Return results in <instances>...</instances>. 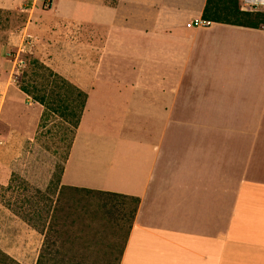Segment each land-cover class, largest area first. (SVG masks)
<instances>
[{
    "label": "crops",
    "instance_id": "crops-1",
    "mask_svg": "<svg viewBox=\"0 0 264 264\" xmlns=\"http://www.w3.org/2000/svg\"><path fill=\"white\" fill-rule=\"evenodd\" d=\"M149 1L91 6L74 43L68 35L81 29L78 18L40 27L47 31L36 43L40 54L83 57L82 74L100 75L75 85L87 100L60 185L138 198L119 264H264V26L212 24L211 32L190 33L186 24L201 17L206 0L192 11L190 0H176L172 10ZM61 8L56 21L72 3ZM66 45L71 53H63ZM9 88L29 114L36 111V122L42 107L16 84L6 86L5 106ZM95 93L100 111L131 123V133L115 132L131 137V151L118 148L121 139L75 149ZM5 106L0 120L10 140L23 123ZM49 172L34 184L46 188Z\"/></svg>",
    "mask_w": 264,
    "mask_h": 264
},
{
    "label": "rangeland",
    "instance_id": "rangeland-1",
    "mask_svg": "<svg viewBox=\"0 0 264 264\" xmlns=\"http://www.w3.org/2000/svg\"><path fill=\"white\" fill-rule=\"evenodd\" d=\"M153 1L148 2L149 6ZM198 1L190 0L191 4L186 10L192 11L194 7H197ZM63 2L72 3V9L66 10L67 17L61 16L56 21L53 17L64 12L61 8ZM111 2V0L2 1L0 8L8 10L0 13V107L5 106L2 98L6 86H15L13 78L20 76L22 70L28 69L30 59L39 60L76 86L87 83L93 78H100V75L82 74L83 57L44 56L38 52L36 43L43 39V33L47 32L41 28L51 27V25L55 27L56 22L78 18L76 20L81 22V29L79 26L75 27L73 33L68 35L73 38L71 41L74 43V38L85 33L83 19L89 14L91 6L100 12L99 9L103 5L112 7L114 4ZM175 2L176 0H164L165 7L169 10L175 7L177 3ZM261 8L264 10V6ZM30 9L32 11L29 12ZM60 26V28L62 26L64 29L67 28L66 30L70 28V25L66 24ZM214 27L216 26L211 25L208 28L191 29L188 32H211ZM58 28L52 29L56 31ZM216 31L246 33L221 29ZM94 32L100 35L99 28H96ZM25 34L32 35L31 39L24 38ZM67 42L70 41L67 40ZM72 43H68L69 46H72ZM67 46L64 47V50H68L63 51L65 54L72 51ZM93 59L94 65L100 63V57ZM117 59L121 60V57L114 60ZM19 60L24 61L26 65L25 68L18 70L16 62ZM128 75L131 80V74ZM97 85L99 86V83ZM96 98L100 97L95 93L92 95L88 113L77 132L75 149H82L86 145L107 147L110 143L118 144L121 139L118 148L122 151L123 149L131 151V137L128 143L123 138H117L115 133L121 130L131 133V123L126 122L122 114L115 112L109 116L107 112L100 111ZM6 100L8 105L5 107L8 108L5 110L11 112L15 123H23V125L20 135L15 134L13 138L6 140L4 139L5 124L0 120V251L18 264H35L45 239L44 234H48V237L55 241L53 249L57 251L50 263L56 260L60 264H117L129 231L133 204L129 200L97 194L90 195L75 190H67L58 198L57 195L45 192L48 185L42 189L37 187L33 181H44L52 168L48 178L50 181L55 168L62 163L65 143L61 140L64 136L61 122L57 118H49L42 123L41 116H38L39 118L33 124L36 111L29 114L13 88H9L5 96ZM105 131L111 132L107 135L109 137H104ZM128 155L131 161V152ZM12 178L14 181L12 187L5 191L4 187ZM20 181L25 183L22 182L20 186ZM35 189L44 194H36ZM56 199H58L57 204H55ZM50 203L52 207H55L53 219L46 221L43 226L44 232L41 234L39 230L29 226L22 217L35 209L43 212L44 207ZM52 226L55 232L50 230L49 227Z\"/></svg>",
    "mask_w": 264,
    "mask_h": 264
},
{
    "label": "trees",
    "instance_id": "trees-1",
    "mask_svg": "<svg viewBox=\"0 0 264 264\" xmlns=\"http://www.w3.org/2000/svg\"><path fill=\"white\" fill-rule=\"evenodd\" d=\"M111 1L112 4L116 3V0ZM240 5V0H206L200 18L213 24H225L250 29H260L264 26V10H262V8H258L256 11L245 12L240 10ZM3 12L7 11L0 9V13ZM27 66L28 69L26 71L22 70L20 76H15L13 78L14 83L23 94L42 107L41 122L43 123L49 118H57L61 122V129L64 135L61 139L62 142L65 143V153L63 155L62 163L55 168L45 192L57 195L59 198L65 191L75 190L90 195L97 194L114 199L129 200L133 204L130 213V229L139 204L138 198L60 185V179L64 171V164L67 161L76 130L80 124L86 105L87 95L74 84L55 73L37 59H30ZM13 182V178L10 179L7 186L4 187V190H9L12 187ZM22 182L25 183L24 181H20V186H22ZM35 193L38 195L44 194L38 189H35ZM57 202L58 199H56L55 204H57ZM51 203L44 207L43 212L36 211L37 209H35L30 214L23 216L22 219L29 226L39 230V232L43 234L44 224L48 219H53V214L55 212V207H52ZM52 225L54 224L52 223ZM49 228L52 232H55L53 226ZM44 238V242L38 253L35 264H60L56 260L55 262L50 263L54 253L57 254V251H54L53 249L55 247V241L51 239V237H48V234H44ZM119 261L120 258L117 264H119ZM0 264L18 263L0 251Z\"/></svg>",
    "mask_w": 264,
    "mask_h": 264
},
{
    "label": "built area",
    "instance_id": "built-area-1",
    "mask_svg": "<svg viewBox=\"0 0 264 264\" xmlns=\"http://www.w3.org/2000/svg\"><path fill=\"white\" fill-rule=\"evenodd\" d=\"M240 2H241L240 10L245 11V12L256 11L258 8H261L264 6V0H262V2H257V1H253V0H240ZM212 24L213 23L208 22V21H204L201 18H196V19L189 21L186 24V28L187 29H204V28H208ZM24 38L31 39V35L25 34ZM16 65H17V68L19 70L21 68H25L26 64L24 61L19 60L16 62Z\"/></svg>",
    "mask_w": 264,
    "mask_h": 264
},
{
    "label": "bare ground",
    "instance_id": "bare-ground-1",
    "mask_svg": "<svg viewBox=\"0 0 264 264\" xmlns=\"http://www.w3.org/2000/svg\"><path fill=\"white\" fill-rule=\"evenodd\" d=\"M253 1L262 2V0H253Z\"/></svg>",
    "mask_w": 264,
    "mask_h": 264
}]
</instances>
